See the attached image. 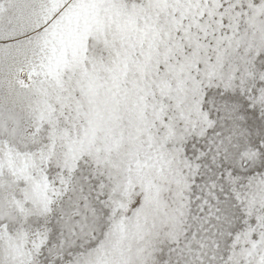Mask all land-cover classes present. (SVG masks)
Returning <instances> with one entry per match:
<instances>
[{
	"label": "snow or ice",
	"instance_id": "snow-or-ice-1",
	"mask_svg": "<svg viewBox=\"0 0 264 264\" xmlns=\"http://www.w3.org/2000/svg\"><path fill=\"white\" fill-rule=\"evenodd\" d=\"M0 264H264V0H0Z\"/></svg>",
	"mask_w": 264,
	"mask_h": 264
}]
</instances>
